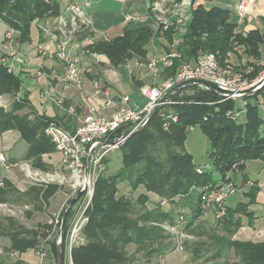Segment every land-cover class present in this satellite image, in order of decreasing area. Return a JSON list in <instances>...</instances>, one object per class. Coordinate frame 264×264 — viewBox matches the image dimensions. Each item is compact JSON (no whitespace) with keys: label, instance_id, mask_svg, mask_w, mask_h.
<instances>
[{"label":"trees","instance_id":"obj_1","mask_svg":"<svg viewBox=\"0 0 264 264\" xmlns=\"http://www.w3.org/2000/svg\"><path fill=\"white\" fill-rule=\"evenodd\" d=\"M174 1L180 3L183 0ZM60 12L57 0H0V19L10 29L19 32L18 40L21 43L31 41L32 23L36 19L55 17ZM260 20L264 25V16ZM164 26L160 25L156 32L149 26L136 29L126 27L121 35L89 42L83 49L105 55L114 68H119L134 58L144 60L150 41L155 34L163 32L171 44L167 51L174 48L181 55L174 59L172 67L163 71L164 78L174 75L182 62H191L205 53H216L224 63L238 46H244L249 56L256 59L262 57V30L257 28L246 34L238 32V21L233 19L228 9L220 6L208 8L203 2L192 0L190 20L175 47L177 25L173 23L165 29ZM260 69V66H255L254 74ZM93 75L89 74L93 78L97 76ZM133 82L137 88L143 85L141 80L135 78ZM22 84L20 76L0 59V96L13 98L9 108L0 105V134L8 130L18 131L21 139L27 143L21 160L31 161L42 170L53 169L54 165L44 160L45 154L56 151L55 144L46 134V128L51 122H56L73 129L77 124L76 119L66 112L58 113L55 117L40 114L34 109L29 93L18 96ZM189 89L193 92H186ZM174 98L179 101L172 108L178 114V121L165 129L161 111H158L146 127L133 133L122 144V167L113 174L99 175L89 210V222L85 228L87 242L73 248V264H161V260L178 245L176 236L166 226L178 224V217L183 214L182 209H165L161 202L165 200L176 204L177 198L182 201V208L191 210L189 214H183L186 221L180 226H184L188 235L194 238H188L182 244L192 253L193 262L264 264V241L235 238L243 225L238 215H247L249 222L253 223L254 215L249 206L256 202L260 190L255 184L247 191V201L235 207L228 206L226 217L217 222L215 227L208 228L204 220L199 221L200 217L206 215L202 207L205 186L215 188L228 179L235 183L233 174L228 179L226 177L240 160L264 161V118L260 108L250 102L247 123L242 124L227 115V111L234 109L236 103L231 100L220 102L221 97L214 91L191 86L175 94ZM196 126L201 128L211 146L209 156L212 165L203 168L202 172L197 171L200 165L186 150L190 127ZM239 166L236 169L245 170L244 163ZM123 181L129 184L132 193L141 187L145 191H140L134 200L121 191L120 184ZM4 182V186H0V203L9 201L8 195L15 187L8 178ZM59 188L57 185L47 188L33 186L27 194L32 201L49 206ZM150 194L157 195L160 202L154 204ZM75 204L62 213L65 216V235L72 222ZM195 225L197 227L193 228ZM46 228L47 223L28 228L14 217L0 218V237L9 239L7 250L10 252L24 254L37 247L48 235ZM48 243L54 263L58 264V244L55 240H49ZM131 246L135 247L133 252ZM62 248L65 260L64 243ZM231 255L235 258L233 262Z\"/></svg>","mask_w":264,"mask_h":264},{"label":"built area","instance_id":"obj_2","mask_svg":"<svg viewBox=\"0 0 264 264\" xmlns=\"http://www.w3.org/2000/svg\"><path fill=\"white\" fill-rule=\"evenodd\" d=\"M247 3L248 0L239 1L237 6L239 22L246 19ZM70 10L73 14H79L82 9L80 4H74ZM177 20L182 22V15H179ZM43 30L47 33L49 40L38 45V53L56 58L64 64L66 68L65 80L62 83L64 90L73 85L78 90L84 91L81 54L72 44L70 36L66 34L65 27L64 29L63 27L58 28V32L62 36H58L49 28ZM76 30L74 29L72 32ZM15 33L14 29L7 31L6 40L13 41ZM57 40L58 46L57 49H54ZM180 57V53L173 50L161 58H151L147 64L138 61L139 66L145 65L153 80L152 83L144 84L139 88L142 102L135 100L131 94L113 96L109 86L95 80L92 89L87 91L94 102L87 106L81 116H78L75 128L67 129L56 122H51L46 128V134L55 144V153L59 155V169L55 171H53L54 168L42 170L27 160L12 162L5 152H0V171L4 174L0 177V186L5 184L4 179L7 178L5 174L11 168L17 167L24 174L25 179L32 184L48 186L57 182L64 184L67 181L74 195L77 196L81 192L78 199L81 198L82 203L73 215L66 233L65 259L67 264H73V248L84 242L82 233L89 220L86 212L92 205L96 178L104 169L105 157L110 151L120 147L130 135L146 127L157 108H159L158 111H161L163 127L169 129L172 122L178 121V114L172 109L175 104L179 103L174 95L187 87L197 86L205 90L218 91L221 94H218L221 97L220 102L231 100L236 104H242L241 108L236 106L227 111V115L234 119L247 113L251 100H254L251 102L254 106L264 109V60L239 68L229 60L222 63L216 53H205L191 62H182L174 75L162 78V72L172 67L174 59ZM255 66L261 67L256 74H254ZM36 76L45 81V87L41 90L42 97L59 104L64 102V95L55 90L49 74L44 69L39 68ZM70 112L74 113V110L70 109ZM119 130L122 131L117 134ZM112 139H117L118 142L113 143ZM202 169L203 167L200 166L197 171L202 172ZM59 170L63 172L61 173ZM236 192L237 186L230 179L218 187L205 188L202 195V207L205 213L212 215L217 222L223 221L227 214L228 201ZM163 203L164 201H162ZM64 207L65 205L48 221V225L53 228V231H59L57 244H63L64 241L65 216H62ZM69 208V206L66 207L65 213ZM0 209L12 211L5 203H0ZM185 221V216L180 214L178 224L166 227L172 233H177L180 224ZM38 256L39 264H45L44 245L39 248Z\"/></svg>","mask_w":264,"mask_h":264},{"label":"crops","instance_id":"obj_3","mask_svg":"<svg viewBox=\"0 0 264 264\" xmlns=\"http://www.w3.org/2000/svg\"><path fill=\"white\" fill-rule=\"evenodd\" d=\"M61 7V12L58 16L48 17L45 19H36L35 22L32 23V33H31V41H27L21 43L18 40L19 32L16 31V45L13 44L12 41L6 40V32L10 30L9 26L5 22H1L0 26V59L3 62L7 63L10 66L11 70L19 75L23 81L22 89L18 93L19 97H23L25 93H29V98L35 110H37L40 114H45L49 117H55L58 113L66 112L68 116L76 119L78 123V116H81L87 109V106L84 107L81 104V101H87V91L92 89L93 77L89 76L91 74L90 71H93L92 65L88 62L83 63V81L85 90L80 91L75 86L71 85L67 90L63 88V82L66 76V68L63 63H61L56 58H51L46 55H40L37 51V47L40 43H46L49 39L47 33L44 32V28H49L54 31L58 36L61 35L58 32L59 27H65L66 34H68L72 40V44L77 47L79 53L82 55L87 54L90 55L92 53L88 52V50H84L83 47L89 43L100 39H110L116 36H119L123 33L126 27H130L133 29L149 26L151 29L156 32L160 25H165L164 29L169 25L175 23L177 25V32L174 35V44H176L182 39L183 34L185 32V28L187 23L183 21L179 22L177 20L179 15L184 16L185 20H190L191 9H192V0H184L180 3H176L174 0H57ZM237 2V6L239 4ZM207 2L216 6H223L222 0H196V3ZM74 4H80L81 12L79 14H73L70 10V7ZM236 6V9H237ZM247 10L249 19L246 18V25L244 29H241L239 26L237 30L246 34L250 30H254L260 28L264 33V25L261 22V16H264V0H248ZM238 21V18H237ZM3 23V24H2ZM2 24V25H1ZM65 26H64V25ZM82 26V29H80ZM74 29H77L75 32ZM3 33V34H2ZM62 36V35H61ZM160 44L161 47L156 46V44ZM170 43L168 39L165 37L164 33H157L153 37V39L148 44V55L147 57L140 61L143 64H147L151 58H161L168 53L175 50L174 48L168 52L167 48L170 47ZM58 40L54 46V49H57ZM245 47L238 46L235 49V52L230 55L229 61L235 64L239 68H244L248 64L253 63L256 64L260 60L256 59L253 56H249L250 58L244 57ZM101 56L102 60H98L101 63V68H105V66L110 65L109 60L105 55ZM254 59H253V58ZM233 61H232V60ZM128 62L125 66L128 67V73L126 76L120 75L124 80L127 79V76L141 80L144 84L152 83V79L150 78L148 71L145 65L139 66L137 60L135 62L134 70L129 69ZM86 64V65H85ZM100 67V65H98ZM96 67L99 69V67ZM113 67V66H112ZM39 68L44 69L50 76L52 80L53 86L55 90L64 95V102L59 104L58 102H52L50 99H46L41 96V90L45 87V81L37 78L36 72ZM94 67V69H96ZM114 68V67H113ZM117 68H114V70ZM133 71L139 72L141 77H135L132 75ZM86 74V75H85ZM96 74H100L101 83L103 85L108 86V82L103 78L104 75L100 70L96 72ZM93 75V74H91ZM94 76V75H93ZM112 79L119 82L121 78L117 75L116 70L112 73ZM162 78L163 72H162ZM147 79V80H146ZM145 80V81H144ZM117 84V86H118ZM111 88V95L113 96H122L128 93V91H121L115 86L109 84ZM136 89L139 90L135 85H132ZM4 97L1 96L0 99ZM10 97V96H9ZM91 101V99H89ZM93 102V101H92ZM4 105V104H0ZM4 106H7L6 104ZM70 109L74 110V113L70 112ZM84 110V111H83ZM77 125V124H76ZM21 140L20 133L16 130H8L3 134H0V151H9L14 149V142H19ZM23 140V139H22ZM6 152V153H7ZM9 156L10 154L7 153ZM24 155V154H23ZM58 155L55 152L51 154H45L44 160L50 164H53V158ZM12 156L10 155L9 158ZM16 159L15 157H12ZM23 158V157H22ZM21 158V159H22ZM255 162L264 163L262 160H254ZM54 165V164H53ZM258 170L257 166H251L249 162L245 165V170L241 171L240 169H236L233 173V179L235 181V185L237 186V192L230 197L228 201L229 207H235L239 203H243L247 201V191L249 187L255 184L260 189L257 193L256 202L249 206V210L255 211L258 207L264 206V180L260 179L259 176L257 178H252L249 170ZM260 174L262 170L259 169ZM9 178L10 176L6 174ZM7 177V178H8ZM247 181V183L245 182ZM153 201V198H152ZM52 207L50 202L49 204ZM166 209V208H165ZM241 217L243 225L235 234V238L238 240H252L255 242L264 241V214L260 215L255 213V217L253 219V225L246 224V221L249 219H244L242 215H238ZM246 222V223H245ZM257 225V226H256ZM253 228L254 230H252Z\"/></svg>","mask_w":264,"mask_h":264},{"label":"rangeland","instance_id":"obj_4","mask_svg":"<svg viewBox=\"0 0 264 264\" xmlns=\"http://www.w3.org/2000/svg\"><path fill=\"white\" fill-rule=\"evenodd\" d=\"M222 1H223L222 2L223 6H220V7L224 8V9H228L232 14L233 19L237 20L236 6H237L238 0H222ZM203 3L208 8L213 7V4H211V3H207V2H203ZM214 6H216V5H214ZM183 18H185V17L183 16ZM246 18L249 19L248 10H247ZM185 19H183V23L185 21L184 24H186V22L189 21V20H185ZM245 25H246L245 20L240 21V22L238 21V26L241 29H244ZM1 27L2 26H0V28ZM12 42H13V44L16 45V37L15 36H14ZM156 46L161 47L160 44H158V43L156 44ZM260 51H261L262 59L264 60V42L260 44ZM244 57L250 58L246 52H244ZM99 59L102 60V57L101 56L97 57V55L93 54V53L90 55H87V54L82 55L83 63L88 62L91 65L93 63L95 65L94 66L95 68L98 65H100V67L98 66L99 69H97V68L94 69V67H93V71H90L91 74L97 75L96 77L91 78L92 80L95 79V80L101 81L102 77H100V74H96V72H98L100 70V72H102V74L104 75L103 78L105 79V81H107L109 84L113 85V87L115 86V88L119 89L120 91H121V89H123V91H121V92L128 91V93H130L134 97L135 100L140 101V102L143 101L139 90L132 86V85H134V82L131 79V77H129V75H128L127 79H125V80L120 77V75H122V76L127 75V73H128V71H127L128 67H126L127 65L126 66L125 65L120 66L119 68L115 69L117 72V75L121 78V81L118 84L117 81L112 79L113 78L112 73L115 71L114 68L112 66L110 67V65L105 66V68H101L102 65L98 61ZM137 60H138L137 58H134L129 63V69L130 70H134L135 62ZM118 73H120V75ZM132 75H134L136 78L141 77V74L139 72H136V71H133ZM95 80H93V81H95ZM150 83L151 82L149 81L148 84H150ZM109 84H108V86H110ZM117 84H118V86H117ZM186 92L192 93L193 91L191 89H189ZM87 96H88L87 101H84V100L81 101V104L84 107L83 109H85V106H88L89 104H91L92 101L94 102V100H92L88 94H87ZM89 99H91V101ZM12 101H13V98L5 95L4 97H2L0 99V104H4V105L6 104L7 105L6 107L9 108ZM251 102H254V100H251ZM236 106L241 108L242 104L237 103ZM260 112H261V116L264 118V109L262 107L260 108ZM247 115H248V112L246 114H242L240 116V118H238L239 123L246 124L247 123V117H248ZM121 146L122 145H120V147L110 151L109 154L105 157V159L107 161L105 162V160H104V162H103V164H104L103 168L104 169L102 172H100L98 174L96 181H97V179L101 173L102 174H113V173L117 172L118 169H120L122 167V159H121V152H120ZM26 148H27V143L21 139L19 142H17V141L14 142V149L13 150L11 149L8 152L7 151H0V152H5V153L7 152L12 157H15L16 159L11 157V161L15 162L16 160H21V158L23 157V154L26 151ZM186 150L194 156L196 164L202 166L203 168H207V166L212 165V159L209 156V154L211 152V146H210V143H209L207 137L203 134V132L199 126L190 127V131L188 133L187 140H186ZM247 162H249L251 166H254V167L257 166L258 167V170H252V169L249 170L251 177L257 178L259 176L260 179L264 180V163L255 162L254 160L248 161L245 159L240 160L239 163H237V165L235 164L237 167L233 166L232 170H230L227 173V175H229V178L233 174L232 172L236 171V168H240V166H239L240 164L244 163V165H246ZM53 164H54V167H53L54 170L53 171L59 169V155H56L53 158ZM259 169L262 170L261 174H260ZM59 171L61 173L63 172L62 170H59ZM6 174H8L10 176V178ZM6 174H5L6 177H8V179L14 184L15 187L12 191H10V193L8 195L9 201L2 202V203H5L8 208L12 209V211L8 212V211H3L0 209V218H3L5 216L14 217L18 222L24 224L28 228L37 227L39 224H45V223L48 224V221L53 216V214L60 211L62 206H64V205H65V207H64V211H65L66 207L69 206L72 199L75 198V196H76V195H74V193H73V191H72V189L69 186V183L67 181L64 184H60L58 182L52 183L48 186L57 185L60 187L59 191L50 200L52 207L50 205L47 206L44 203L39 204V202L32 201L29 194H27V193H28L29 189L33 186H39V187H45V188H47L48 186H40V185L30 183V181H27L25 179L24 174L17 167L11 168V170L9 172H7ZM2 176H4V174H3V172L0 171V177H2ZM216 176L218 177V175H216ZM226 178L228 179V176ZM95 185H96V182H95ZM120 187H121L122 192H126L128 194V196L133 198L134 200L137 199V197L139 195L138 193H140V191L141 192L145 191L144 188L141 187L138 189L137 192L132 193L130 191L129 184L126 181H123L120 184ZM204 188H209V187L205 186ZM129 194H131V195H129ZM150 195L153 198L152 202L154 204H158L160 202V199L157 195H155V194H150ZM75 202H76V204L72 210L73 211L72 216L76 213L77 208L82 203V199L79 198ZM175 202H176V204H173V203H169V202L164 200V203L162 204V202H161V204L163 205L164 208H166L168 210L174 209L176 211V210L182 209L181 211L183 212V214H189L191 212V210L189 208H182L181 207L180 202H182V201H179L178 198L176 199ZM136 208L137 209L139 208L138 204L136 205ZM89 210L86 212V215L88 217H90L89 216ZM29 211H30V214H28ZM251 212L254 215V217H255L256 212L258 215H260L261 213L264 214V206L258 207L256 209V212L252 211V210H251ZM242 216L244 217V219H249V217L247 215H242ZM202 220H204L206 222V225L208 226V228H210L212 226L215 227V225H217V221L215 220V218L212 215H209V214L203 215L202 217H200L199 221H202ZM88 222H89V220L86 222L85 227H84V231L82 233V238L84 240L83 243L87 242V237L85 235V228H86ZM246 222H245L246 224H249L251 226L253 225V223L251 224L249 221H246ZM196 227L197 226L195 225L193 228H196ZM251 229L254 230L253 228H251ZM46 232L48 233L47 237L44 240H42L41 243L37 247L27 251L24 254H20L19 252L8 251L7 246L9 245V239L7 237H3V236L0 237V261H1V264H16L17 262H21V264H39L40 258L38 256V251L42 245H44V248L46 251V257L44 259V263L45 264H55L54 263L55 261L53 260V257H52L53 254H52L51 246L49 245L48 241L49 240H55L57 242V239L59 237L58 236L59 231L58 230L53 231V228H51L48 225V228H46ZM64 233H65V230H64ZM173 234L176 236V242L178 243V245L174 251L168 253L167 256L161 260V264H213V263L203 262V260H200L197 262L192 261V253L189 252L188 250H186L185 245H182V244L184 243V241L186 239H188V238L194 239V238L192 236L191 237L188 236V233H187V231H185L184 226H179L177 233H173ZM63 243L65 244V247H66V244H67L66 235H64ZM130 250H131V252H133L135 250V247L131 246ZM234 260H235L234 255H231V262H233ZM221 261H224V259H222ZM64 264H67L66 259L64 260ZM142 264H145V263H142ZM153 264H155V263H153ZM214 264H219V263L214 262Z\"/></svg>","mask_w":264,"mask_h":264},{"label":"water","instance_id":"obj_5","mask_svg":"<svg viewBox=\"0 0 264 264\" xmlns=\"http://www.w3.org/2000/svg\"><path fill=\"white\" fill-rule=\"evenodd\" d=\"M211 90L214 91V92H216L217 94L221 95L218 91H215L214 89H211ZM244 97H246V96H244ZM158 109H159V108H157V109L155 110V112H154L153 115H152V118H153L154 115L157 113ZM130 136H131V135H130ZM130 136H129V137H130ZM111 142L116 143V142H118V140H117V139H112ZM80 195H81V192L78 193V195H77L75 198L72 199L71 203L69 204V207H70L73 203H75V201L78 199V197H79ZM57 255H58V264H64V255H63L62 244H58Z\"/></svg>","mask_w":264,"mask_h":264}]
</instances>
